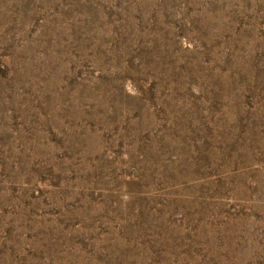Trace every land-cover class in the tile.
<instances>
[{
  "label": "rangeland",
  "instance_id": "obj_1",
  "mask_svg": "<svg viewBox=\"0 0 264 264\" xmlns=\"http://www.w3.org/2000/svg\"><path fill=\"white\" fill-rule=\"evenodd\" d=\"M0 264H264V0H0Z\"/></svg>",
  "mask_w": 264,
  "mask_h": 264
}]
</instances>
